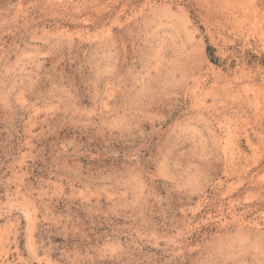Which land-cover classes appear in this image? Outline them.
<instances>
[{
	"label": "rangeland",
	"instance_id": "rangeland-1",
	"mask_svg": "<svg viewBox=\"0 0 264 264\" xmlns=\"http://www.w3.org/2000/svg\"><path fill=\"white\" fill-rule=\"evenodd\" d=\"M0 264H264V0H0Z\"/></svg>",
	"mask_w": 264,
	"mask_h": 264
}]
</instances>
